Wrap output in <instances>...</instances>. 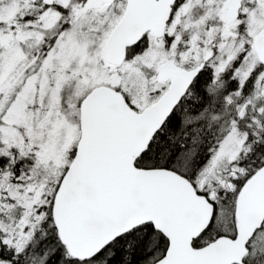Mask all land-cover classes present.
<instances>
[{
    "label": "snow or ice",
    "instance_id": "1",
    "mask_svg": "<svg viewBox=\"0 0 264 264\" xmlns=\"http://www.w3.org/2000/svg\"><path fill=\"white\" fill-rule=\"evenodd\" d=\"M0 264H264V0H0Z\"/></svg>",
    "mask_w": 264,
    "mask_h": 264
}]
</instances>
